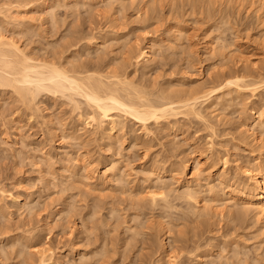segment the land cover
I'll return each mask as SVG.
<instances>
[{"label":"rangeland","instance_id":"374dc122","mask_svg":"<svg viewBox=\"0 0 264 264\" xmlns=\"http://www.w3.org/2000/svg\"><path fill=\"white\" fill-rule=\"evenodd\" d=\"M131 1L0 0V35L28 56L48 58L55 49L63 59L91 63L92 71L102 55L123 65L150 99L159 92L179 99L236 70L247 71L246 80L256 76L264 58L256 0ZM79 33L84 41L63 50ZM146 44L151 58L140 62L133 55ZM231 89L214 96L217 105L200 106L204 121L178 113L143 127L115 110L124 128L110 136L107 123L98 128L96 120L78 118L83 105L73 113L69 99L41 92L28 110L0 86V264H38L42 247L53 250L55 264H264V218L221 194L264 155V130L255 129L252 114L264 104L256 109L250 90ZM260 97L264 103V91ZM187 159L199 165L183 173ZM186 174L200 208L177 196ZM155 186L168 190L167 203H150L146 192Z\"/></svg>","mask_w":264,"mask_h":264},{"label":"bare ground","instance_id":"6f19581e","mask_svg":"<svg viewBox=\"0 0 264 264\" xmlns=\"http://www.w3.org/2000/svg\"><path fill=\"white\" fill-rule=\"evenodd\" d=\"M101 1L104 2L105 0H101ZM125 1L126 0H110V2H109V0H106V2H109L108 5L113 4V3H115V4L118 3V5H119V3L123 4ZM127 1H129V0H127ZM132 1H134V0H132ZM200 1H202V0H200ZM203 1H205V0H203ZM213 1L215 2V0H213ZM254 2H257V12H258L257 22H255V23H257V27H258V25L260 27L261 26L264 27V0H256ZM126 3H128V2H126ZM112 6H115V5H112ZM123 6H124V4H123ZM123 6L121 5V8H123ZM118 8H119V6H118ZM10 10H11V8H10ZM7 12H8V10H7ZM144 12H147V11H144ZM145 15H146V13H144L143 16L146 17ZM10 17L16 21H17V19L18 20L20 19L17 16L15 17V16L10 15ZM142 18L143 17L141 16V20H142ZM8 19H10V18H8ZM143 19H145V18H143ZM146 19H147V17H146ZM144 22H145V20H144ZM260 27H259V29H260ZM72 33H74V32H72ZM80 34L81 33L76 34L78 36H76L75 38L73 37L75 34H72L73 36L70 35L74 39L71 42L70 41L68 42V40L65 41L66 45H63L64 47L62 49L63 50L68 49L69 50L68 47L71 48V46L79 44L77 42L78 41L80 42V40L84 41V39H83L84 37L82 38ZM257 34H258V32H257ZM261 34H262V32H261ZM261 34L259 33V35H261ZM259 35H258V37H259ZM262 36H264V35H262ZM262 36H260V37H262ZM62 39H64V38H62ZM90 39H89V41H90ZM95 40H96V38H95ZM95 40H92V41L96 42ZM263 40H264V38H261V40L258 39V41H261V43L258 42L260 45L262 44L261 46H264ZM86 46L91 47L92 43H88ZM82 47H83V45H82ZM101 47H104V45H102ZM52 48H53V46H52ZM97 48H98V46H97ZM151 48H152V46H151ZM54 50H53V54H47V55H50L48 58H46L45 55H42L44 57L40 56L42 58H40L39 56H38L39 58H35L34 56L31 57V56H28V54L24 53L23 50H21V47L18 45V43H16V41L3 36V34L0 35V86L10 88L11 91L13 92V94H16V99L21 104L22 108H26V109L28 108V110L33 109V107H34L33 105H35L33 103H35L34 101L38 97L37 95L41 92L42 93L46 92L48 94H51L53 97H55V96L60 97L61 96L63 98H66V100L69 99L70 101L73 102V104H72L73 108H71L72 111L70 110L71 112H73L76 109L77 110L79 109V111L82 110L81 105H83L86 108L83 109L81 112H79V114L77 113L78 118H80V119L82 118V119L86 120L89 117L88 119H91L90 121L96 120L95 123L97 122L96 126H98V128L102 127L103 124L107 123V124H105V125H108L107 129H108L109 134H108V132H107V134L110 136H112L114 131L117 130V127H119L120 125H123L122 123H120V121L118 122L117 120L113 119V118H115V115L112 112L115 110L118 111V113H123L124 115L129 116L132 120H135L137 122L142 123L143 127H147L146 125L149 121H153V123L154 122L157 123L158 122L157 120H158V118L160 119V117L165 118L166 116H174L178 113H180V114L182 113L184 115H186V114L193 115L196 118L199 117L200 120L202 119L204 121V119H203L204 116H203L202 111H201L203 108L200 110V106L205 104V108H208L212 104H213V106L217 105V104H214L216 102L213 103L212 99L214 98V96H216V94L219 93V91H222L225 88L231 89L232 87H234L236 93H241L242 90H250L252 95L257 96V98H258V100H257L258 103L255 104L256 109L258 107L257 104L260 105V107H261V105L264 104L263 98L260 97L262 92L264 91V64H263L264 61L263 62L261 61L264 58L261 59L259 61V63H258V60L256 61L260 65H256V67L258 66L257 69H254V70H256V72H255L256 76H254V78H251L252 80L251 79L246 80L247 76H249V74L246 73L247 71H243V73H242V71H240V73H242V74L239 73V75L235 74L237 71L236 69L238 68V67L237 68L235 67L236 71L234 72L233 75L229 74L224 79L222 78V80H221V77L219 78L217 76L220 80L215 81V83L213 81H211L212 85H210V87H207L206 85L200 86V88H198V89H195V90L192 89L193 91L190 90V92L187 95H186L187 91L184 92L182 90L183 93H185V96H183V97L181 96V98H179V99H177V98L180 97L179 96L180 94L176 98V95L178 93L175 95V94L169 92V93H171V96H172V94L175 95L176 100H174L173 96L170 98V97H168V95H164L163 93L161 94V92H159V95L156 96L157 98L154 96L155 97V98L153 97L154 99H150L149 97H147L148 92L146 93V91H142V89L139 90V88L136 87V85H140L139 82H137L139 84H136L135 87H134V85H131L132 81L131 80H130L131 82L128 81L127 73H125L123 71V68H124V70H126V69H125V67H123L122 64H121L122 66H115L111 63L112 64V66H111V64H110L111 60L109 59L110 60L109 63L105 62L104 60H106V58L103 60V58H101L103 56L100 54H99L100 56H98V53H96V55L98 57L96 58V60L94 59L96 66L94 67V70L92 71L91 69H93V66H90L91 63L89 64L86 61L85 62H82V61L78 62V60H76L78 62L77 63V62H75L76 58L74 59L73 56H72L73 60H72V57H69L67 60V57H66L67 55L65 56L66 59L65 58L63 59L62 53H61L62 57H58L61 55L58 54V56H57L56 54H57L58 50L56 52ZM135 51L136 52L138 51V52H137L136 56L135 55H133V56L136 57V59L139 60L140 62L141 61L144 62L146 60L149 61V58H151V53H150L151 50H150V47L147 46V44L145 46L140 47L138 50H135ZM59 52H60V50H59ZM61 52H62V50H61ZM103 53H105V52H103ZM64 54H66V53H64ZM74 55H75V53H74ZM69 56H71V55H69ZM79 57H82V56H79ZM79 57L77 56V59H79ZM89 58H91V57H89ZM257 58H259V57H257ZM69 59H71L72 61ZM79 61H80V59H79ZM88 61L90 62V59ZM241 61H242V59H241ZM91 62H92V60H91ZM112 62H114V60H112ZM116 62H117V60H116ZM241 63H243V62H241ZM114 64H116V63H114ZM119 64L120 63H118L117 65H119ZM123 64H125V62ZM227 64H225V65L227 66ZM244 65H246L245 62H244ZM246 66H244V67H246ZM231 67L233 68V65ZM242 68H243V66H242ZM244 69H242V70H244ZM248 69H250V68H248ZM249 71H251V70H249ZM232 72H233V70H232ZM221 73H223V75H224V71ZM229 73H231V72L229 71ZM214 75L216 76V73ZM142 88H144V87H142ZM144 90H145V88H144ZM173 90H175V89H173ZM176 91H173V92H176ZM178 92H181V90ZM225 94H227V93H225ZM182 95H184V94H182ZM227 95H229V94H227ZM149 96H150V94H149ZM205 108H204L205 111L208 110ZM36 109H38V108H35V110ZM254 109H255V107H254ZM31 111H33V110H31ZM36 112H37V110H36ZM115 114L117 115V113H115ZM204 114H206V113H204ZM252 114L254 115V118H253L254 125L253 126H255V129L260 133L261 131L264 130V110H262V109L256 110V111H253ZM31 115H34V114L31 113ZM117 116L119 117V115H117ZM53 118H55V117H53ZM204 118H206V117H204ZM94 121H93V123H94ZM119 123H120V125H119ZM120 127L124 128L123 126H120ZM207 128H208V126H207ZM210 129H212V127ZM101 130H103V129H101ZM103 132H105V131H103ZM259 156H260V154H259ZM261 157L259 159H256V162L254 165L251 163L253 165L252 167L248 165L243 170L241 169L242 175L245 176L244 180L239 179L241 175L238 176L239 180L237 179V181L232 183V186L234 185L233 186L234 189H232L230 191L227 190L224 192H223V190H221L222 191L221 194L224 195V197L227 195L230 201L236 200V198L234 199V197H238V199L243 201L245 203V205L246 204L248 205V208L251 207L250 208L251 212H252V210L255 212L254 215L257 214L259 216V218L260 217L264 218V155L262 158ZM225 160H226V158H225ZM225 160H223V161H225ZM224 163H226V162H224ZM198 165H199L198 161L190 160V159L184 160L181 172L184 173V172H186L187 169L188 170H190V169L196 170L198 168ZM83 168L84 167L82 166V169ZM237 168L239 169V167H237ZM114 169H115V165H114ZM88 171L89 170H87V169L84 171V173H85L84 177H86L87 179L89 178V176H91V175H89L91 171L90 172H88ZM193 172L194 171H192V173ZM190 176H192V175L188 176V174H186V176H185L186 178L183 179V186H185V188L181 191H178L177 196L179 197V199H181V201H183L185 203L194 204L193 206L196 208L197 207L196 205H198L201 202L198 203V201L196 200L195 195H196L197 191H195L192 184L191 185L188 184V182H189L188 178H190ZM223 177H225V176H223ZM228 179L230 182L233 181V180H231V178H228ZM228 179H227V182H228ZM179 181H180V179H179ZM221 182H223V180ZM216 185H218V184H216ZM163 186H165V185H163ZM227 188H224V190ZM213 189L214 188H212V191H213ZM235 190L238 193L237 195H235L236 194L235 192L233 193L234 195L231 192V191H235ZM3 191H4V189H3ZM3 191L0 190V196L4 195ZM209 191L211 192V190H209ZM167 192H168V190L167 191L164 190V187L155 186L154 189H151V190L149 189V191H147L146 194H147V198L150 201V203L153 204V206H155V204L157 205L158 203H160V201L166 202L167 196L170 195L169 192L168 193ZM215 193H217V192H215ZM215 193H213V194L211 193L209 196L211 198L213 197V199H216L217 196ZM8 196H9L8 198H11V200L13 199L16 202H19V199L12 196L11 194ZM177 196L175 195L173 197L175 198ZM229 200H227V202ZM135 203H137L136 204V206H137L138 202H135ZM203 203H204V200H203ZM205 203L208 204V202H205ZM211 203H212V201H211ZM213 203H214V201H213ZM168 204H167V206H168ZM70 205H72V204H70ZM139 205H141V204H139ZM163 206H165V205H163ZM204 206H205V204H204ZM69 207H71V206H69ZM205 207H201V208H203V211L205 210L204 209ZM216 208H215V210H217ZM223 209L224 208H222V210ZM68 211H69V209H68ZM201 212H202V209H201ZM219 212H221V210H219ZM222 212L219 214H222ZM222 217H220V218H222ZM101 251H99V252H101ZM53 253H54L53 250H51L48 247H42V248L38 249L37 250L38 264H53V263L55 264L56 262L53 259V256H54ZM83 258H84V256L82 257V259ZM80 261H81V257H80Z\"/></svg>","mask_w":264,"mask_h":264}]
</instances>
